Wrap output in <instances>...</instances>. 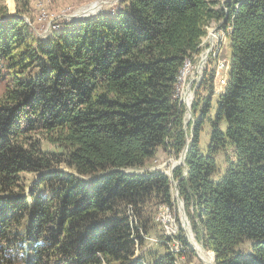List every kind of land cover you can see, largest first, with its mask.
<instances>
[{
  "label": "trees",
  "instance_id": "16d2710c",
  "mask_svg": "<svg viewBox=\"0 0 264 264\" xmlns=\"http://www.w3.org/2000/svg\"><path fill=\"white\" fill-rule=\"evenodd\" d=\"M14 1L0 5V264H176L163 240L137 253L158 207L177 208L172 178L127 169L184 150L181 73L224 20L228 80L215 102L205 81L174 179L215 264H264V0H119L48 39ZM179 239L191 250L181 225Z\"/></svg>",
  "mask_w": 264,
  "mask_h": 264
},
{
  "label": "rangeland",
  "instance_id": "374dc122",
  "mask_svg": "<svg viewBox=\"0 0 264 264\" xmlns=\"http://www.w3.org/2000/svg\"><path fill=\"white\" fill-rule=\"evenodd\" d=\"M217 1L218 7H224L225 3L228 0H215ZM14 5V9L10 8V5ZM119 0H31V11L30 15L27 18L33 29L37 32L41 39H48L53 37L55 31H58L63 28V24L66 22H70L72 17H93L100 13H108L113 14L118 9ZM0 5H5L8 8V14L14 15L16 13V3L14 0H0ZM97 7L96 12L93 14L85 15L83 13L86 12L91 7ZM76 18V17H75ZM221 23H214L209 27L208 33L206 37L202 40V44L200 46V50L197 54L193 56V59L188 60L185 64L184 69L182 70L180 81L178 88L176 90V95L179 97L185 108V122L187 123L186 131H187V140L191 142L190 131L193 129L192 123L196 117V104H198L201 100L206 98L208 95V85H204L205 81L209 79V77L214 73V96H212V101L215 102L217 96L223 92L227 80H228V64L230 62L229 57L230 53V38L228 31L219 26ZM208 52V55L205 56L207 58L203 68L201 69V61L205 57L204 53ZM203 64V63H202ZM202 67V66H201ZM201 69V70H200ZM192 82V104L191 106L192 115L188 113L185 101V92L188 89L189 84ZM190 94V93H189ZM188 98V96H187ZM209 124H205L204 131L201 136V150L205 154L207 151V145L210 141L209 134ZM48 149H52V147H47ZM181 154H175L174 151L171 153H166L164 151H160L156 160L152 163V165L148 168L142 169H127V171L131 173H146L153 171H162L170 176L173 166H178L181 159ZM223 154L220 153L217 156L218 162V171L220 175H223L226 170V164L222 162ZM179 168H183V174L185 175L186 165H180ZM39 175L34 173H25L23 174L24 184L27 188V192H29L34 186L36 181L38 180ZM174 181V175L172 178ZM90 180V179H89ZM174 186V197L177 201L178 192ZM181 199V198H180ZM182 200V199H181ZM183 202V201H182ZM184 204V202H183ZM170 207V206H169ZM185 207V204H184ZM174 213L180 219L179 223L181 225L180 211L177 208L173 209ZM186 212V210H185ZM158 215V216H157ZM157 218L160 217V208L158 207ZM193 232V236L197 243L202 246L203 252H199L196 248V251L191 247V250H187L184 253V258L179 260V253L174 250V243L172 241H167L166 239H152L153 236H159L162 234L161 229H156L149 238H147L146 246L140 247L137 253L140 255L144 252V250L151 249L154 247V244L159 243L158 240H163L166 245H168L171 252L178 255L176 264H209L208 261L212 260V264H215L213 252L206 249L202 240L197 238L196 233L192 229L190 219L188 217L187 212L185 213ZM182 227V225H181ZM185 233V232H184ZM186 235V234H185ZM197 252V253H196Z\"/></svg>",
  "mask_w": 264,
  "mask_h": 264
},
{
  "label": "built area",
  "instance_id": "2783aa9c",
  "mask_svg": "<svg viewBox=\"0 0 264 264\" xmlns=\"http://www.w3.org/2000/svg\"><path fill=\"white\" fill-rule=\"evenodd\" d=\"M160 217L156 218V222L159 224L162 234L159 236L151 237L152 239H166L174 243V250L179 253V260L184 258L183 245L180 243V223L179 218L174 213L173 208L169 205L161 204Z\"/></svg>",
  "mask_w": 264,
  "mask_h": 264
},
{
  "label": "water",
  "instance_id": "95a60500",
  "mask_svg": "<svg viewBox=\"0 0 264 264\" xmlns=\"http://www.w3.org/2000/svg\"><path fill=\"white\" fill-rule=\"evenodd\" d=\"M10 15H12V14H8V16H10ZM89 17H85V18H75V17H72L71 18V21H74V22H79V21H82V20H86V19H88ZM226 20H224L219 26H221L224 22H225ZM202 63H203V59H202V61H201V66H202ZM201 66H200V68H201ZM192 82L189 84V86H188V89L186 90V92H185V101H184V103H186V107H187V110H188V113L190 114V115H192L193 113H192V111H191V106H188L187 105V102H186V97L189 95V93H192ZM186 126H187V123L185 122L184 123V128L186 129ZM188 148H189V141L187 140V144H186V146H185V148H184V150L182 151V154H181V159H180V163H179V165L178 166H180V165H186V163H185V159H186V153H187V151H188ZM178 166H173V168H172V171H171V173H170V177L171 178H173V175H174V171L177 169V168H179ZM172 181H173V184L175 185V188H176V190H177V194H178V196H177V202H178V209H179V211H180V218H181V225H182V229L184 230V232H185V234H186V238H187V240H188V242H189V245L196 251V248H195V244H194V242L192 241V239H191V236H192V234H193V232H192V230H191V228H189V226L188 225H190V223H189V221H188V219H187V217H186V215H185V207H184V204H183V202H182V200L180 199V196H179V190H178V182H176V181H174L173 179H172ZM205 246V245H204ZM197 253V252H196ZM213 255H214V260H215V258H216V256H215V254L213 253Z\"/></svg>",
  "mask_w": 264,
  "mask_h": 264
},
{
  "label": "bare ground",
  "instance_id": "6f19581e",
  "mask_svg": "<svg viewBox=\"0 0 264 264\" xmlns=\"http://www.w3.org/2000/svg\"><path fill=\"white\" fill-rule=\"evenodd\" d=\"M96 9H97V7H96V5L95 6H93V7H91L90 9H88L86 12H89V13H83V14H85V15H88V14H93V13H95L96 12ZM76 18H85V17H77V16H75ZM88 17V16H87ZM205 55H203V57H205V56H207L208 55V52H206V53H204ZM207 60V58L205 57L204 59H203V64H202V67H201V69L203 68V65L205 64V62L204 61H206ZM200 69V70H201ZM192 94L190 93L189 95H188V98L186 97V102H187V104L188 105H191L192 104ZM191 239H192V241L194 242V244H195V246H196V248H197V250L199 251V252H203V248H202V246L201 245H199L198 243H197V241L195 240V238H194V236L192 235L191 236ZM208 263L209 264H212V260H210V261H208Z\"/></svg>",
  "mask_w": 264,
  "mask_h": 264
}]
</instances>
